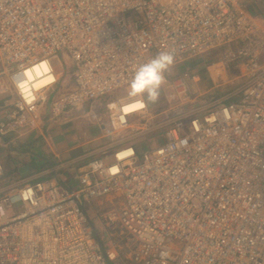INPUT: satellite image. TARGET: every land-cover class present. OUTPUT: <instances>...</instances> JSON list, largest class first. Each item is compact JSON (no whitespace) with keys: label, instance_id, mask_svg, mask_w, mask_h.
Instances as JSON below:
<instances>
[{"label":"built area","instance_id":"2783aa9c","mask_svg":"<svg viewBox=\"0 0 264 264\" xmlns=\"http://www.w3.org/2000/svg\"><path fill=\"white\" fill-rule=\"evenodd\" d=\"M162 51L175 56L164 108L121 112L137 68ZM213 51L208 72L232 86L220 96L194 70L175 74ZM0 99V137L43 135L44 117L73 109L106 112L121 137L75 187L52 168L1 190L0 264H114L84 209L110 196L120 207L109 225L136 244L131 264H264V11L239 0H0Z\"/></svg>","mask_w":264,"mask_h":264},{"label":"rangeland","instance_id":"374dc122","mask_svg":"<svg viewBox=\"0 0 264 264\" xmlns=\"http://www.w3.org/2000/svg\"><path fill=\"white\" fill-rule=\"evenodd\" d=\"M250 3H253L252 0H250ZM217 51H213L211 52L208 56H204V57H200L197 58L195 60H192L190 63L191 64H197V65H202V67L198 68V71H202V70H206L207 67L209 66V63L214 62L217 60ZM61 60L63 61V58H61ZM209 61V62H208ZM188 62L181 64L180 66H176L178 71H175V74L181 72L184 69H191L190 67L186 66ZM194 67V65H193ZM232 67V72L236 73V63H232L231 65ZM203 68V69H202ZM75 69L74 67H72L71 69V73H74ZM197 72V71H195ZM172 73V72H171ZM174 73V72H173ZM203 75V79L205 80V74ZM212 82V86H220L219 89L226 91L225 87L229 86L226 85L225 87L222 88V83L224 81L222 80H216L213 81V79H211ZM236 85V83H235ZM211 86V87H212ZM38 87V86H37ZM232 87V86H230ZM217 90V89H216ZM219 91V90H218ZM47 97L49 98V103L52 101L53 99V95L52 94H47ZM110 99L109 95H106L104 97H102L99 101V103H105ZM2 99H0V103H1ZM49 106V105H48ZM149 107L150 110L154 113L159 112L162 108H164V89L161 87L160 90V97L159 100L156 103H149ZM88 109V108H86ZM47 112H50V110L48 109ZM50 114V113H49ZM83 112L77 111L76 109H73L69 115H71L72 117H69L67 119H65L64 117H59L56 119H52L50 118V116H46L43 118L42 124H41V131H43V136H49L52 133H54V131H58L62 133V135H60L58 133V137L57 138H61L64 140H69L71 138V140H75L78 141V145L79 143H84L88 137L90 136L87 127L89 126V124L93 125V123H95L97 125L98 122V118H102V120L100 121L102 123V121H104L105 125H106V130H100V127L97 126V130L98 133L97 136H94L90 139H96L98 137H105L104 141H102L100 144L98 143H93V145H88L90 148L93 147L92 149H90L89 160L95 159V158H102L104 156L110 155L113 150L111 146V144L113 143V141L117 142L119 139L121 138L119 135H114L110 137L109 131L110 128L108 126V118H107V114L106 112H101L98 115H92L89 114L85 117L82 116ZM91 132V130H90ZM147 137H139L136 140H134L133 145L135 146L136 150L139 153H142L143 151H145L147 149V145L145 143V139ZM89 139V140H90ZM44 140V139H43ZM17 140H15L14 142H16ZM54 145L56 143H58L61 140H52ZM14 142L11 144L13 147H19L20 143H15ZM149 142H152V140H150ZM14 144V145H13ZM43 145H41L40 147H36V148H32L30 150V158L33 157L34 154L39 155L42 158H46L45 157V143L42 142ZM10 145V146H11ZM60 146L66 147V146H72L69 142L64 143ZM86 148V147H85ZM106 152V154H105ZM1 157V156H0ZM141 157V155H140ZM35 158V157H34ZM4 159V158H3ZM66 158L61 157L60 159H56L55 161H52V167L55 169L57 168V178L59 180V182L66 184L67 182L70 183L72 186L75 187L74 180L73 178L75 177V174L79 171V169L85 165L86 162H88L87 160H78V161H74V162H70L65 160ZM34 161H36V165L38 163H40L41 165L43 163H45V161H41L39 159H33ZM6 165H8V161L7 158L4 159ZM3 161V162H4ZM48 161V160H46ZM38 162V163H37ZM57 166V167H56ZM48 168V165L43 166L42 169ZM44 171L47 170H43V173L40 174H45ZM51 177L50 176H45L42 177L41 179H47ZM5 180V176L4 179ZM2 180V182H0V196L3 194L1 192V190L6 188V184L9 182H4ZM26 180V179H25ZM70 181V182H69ZM4 182V183H3ZM22 183V181L20 182H16L14 181V183H9L10 186L11 185H17ZM9 186V185H8ZM103 200V201H102ZM118 202H120L119 200L116 201H111L110 198L109 199H101V200H93V201H89L86 202L84 204V209L85 212L87 214V216L89 217L90 221L92 222L94 228H95V235L99 238V240L102 242L103 245H106L107 249L111 250V251H116L117 253V259L114 262V264H131V258L130 255L133 252V250H135L136 244L133 240L132 235L128 234V232L124 229H122L120 226H116L113 227L112 225H109V222L107 220V214L108 212H110L113 209L118 210V207H120V204H118Z\"/></svg>","mask_w":264,"mask_h":264},{"label":"crops","instance_id":"0c3cea01","mask_svg":"<svg viewBox=\"0 0 264 264\" xmlns=\"http://www.w3.org/2000/svg\"><path fill=\"white\" fill-rule=\"evenodd\" d=\"M239 1L243 4V6H245L246 8H248L253 12L264 11V0H252L253 3H250V0H239ZM199 67H202V65H197L194 63V71H197L202 76V79H203L202 74H205L204 75L205 80L203 79V84H202V91L206 93L210 89L216 88L217 89L215 90L216 94L217 96H220L221 91L223 90L219 89V86H215V87L212 86V82H211V79H213V81H216L217 79L212 78V76L208 72V68L206 70L198 71ZM225 90L229 91L231 90V87L226 86ZM87 129L90 136L84 143L81 144L79 143V145L77 144L78 141L71 140V138L69 140H64L61 138V136L60 138H57L58 133L62 135V133L59 132V130L56 132L54 131V133H52L49 136L46 137L43 136V138L41 134L37 132H30L28 130H23L14 135H7L4 137H0V156H1L0 158L2 161L3 172L5 175V180L3 181L9 182L11 184L14 183V181L20 182L25 179L32 180V178L35 179L37 177L38 178L43 177L44 174H40V173H42L43 170H49V172H51L53 170L51 162L55 161L56 159H60L61 157L66 158L65 160L70 162H74L82 159L88 161L89 158H92L89 157L88 153L90 152V149L93 148V147L90 148L88 145H93V143L100 144L102 141H104L102 139H104L105 137L101 136L96 139H90L94 136H97V134H99L97 130V125L95 123H93V125L89 124ZM53 139L61 140V141H59L54 145L52 141ZM15 140H17L16 141L17 143H20L19 147H13L11 145ZM16 142H14V144ZM42 142L45 143L44 147H45L46 158H42L36 154H34L32 158H30L29 156L30 150L32 148L40 147L41 145H43ZM67 142H69L72 146H66V147L60 146ZM3 158L4 159L7 158L8 165H6ZM33 159L36 160L39 159L41 161H45V163L41 165L40 163L37 162L38 164L36 165V161H34ZM46 165H48V168L42 169L43 166ZM9 183H7L6 185L7 186L10 185Z\"/></svg>","mask_w":264,"mask_h":264},{"label":"clouds","instance_id":"9594fccd","mask_svg":"<svg viewBox=\"0 0 264 264\" xmlns=\"http://www.w3.org/2000/svg\"><path fill=\"white\" fill-rule=\"evenodd\" d=\"M174 63V54L162 51L150 61L140 65L129 83L128 102L121 106V112L144 109L149 103H156L165 82V73Z\"/></svg>","mask_w":264,"mask_h":264},{"label":"bare ground","instance_id":"6f19581e","mask_svg":"<svg viewBox=\"0 0 264 264\" xmlns=\"http://www.w3.org/2000/svg\"><path fill=\"white\" fill-rule=\"evenodd\" d=\"M46 81L44 80V81H41V82H39L38 84H37V86L39 87V86H42L44 83H45ZM108 198H110L111 199V196L110 197H108ZM114 253L115 254H117L116 253V251L115 252H113V255H114ZM132 254H133V252L131 253V255H130V258H131V256H132Z\"/></svg>","mask_w":264,"mask_h":264},{"label":"trees","instance_id":"16d2710c","mask_svg":"<svg viewBox=\"0 0 264 264\" xmlns=\"http://www.w3.org/2000/svg\"><path fill=\"white\" fill-rule=\"evenodd\" d=\"M192 63V62H191ZM190 62H188L187 64H186V66H188V67H190L191 68V70H194V67H193V65L194 64H191Z\"/></svg>","mask_w":264,"mask_h":264}]
</instances>
